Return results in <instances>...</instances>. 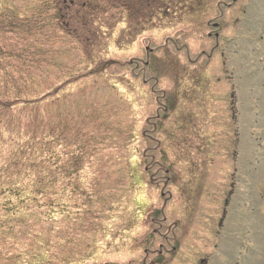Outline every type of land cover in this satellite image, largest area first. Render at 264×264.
<instances>
[{
    "label": "rangeland",
    "instance_id": "374dc122",
    "mask_svg": "<svg viewBox=\"0 0 264 264\" xmlns=\"http://www.w3.org/2000/svg\"><path fill=\"white\" fill-rule=\"evenodd\" d=\"M0 264H264V0H0Z\"/></svg>",
    "mask_w": 264,
    "mask_h": 264
},
{
    "label": "trees",
    "instance_id": "16d2710c",
    "mask_svg": "<svg viewBox=\"0 0 264 264\" xmlns=\"http://www.w3.org/2000/svg\"><path fill=\"white\" fill-rule=\"evenodd\" d=\"M14 194H15V195H18V196L20 195L19 193H14Z\"/></svg>",
    "mask_w": 264,
    "mask_h": 264
}]
</instances>
